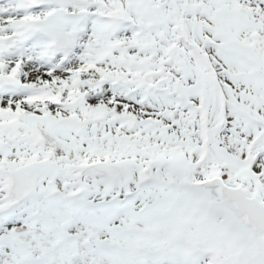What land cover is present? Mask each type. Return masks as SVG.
I'll return each mask as SVG.
<instances>
[{
	"label": "snow or ice",
	"instance_id": "obj_1",
	"mask_svg": "<svg viewBox=\"0 0 264 264\" xmlns=\"http://www.w3.org/2000/svg\"><path fill=\"white\" fill-rule=\"evenodd\" d=\"M0 264H264V0H0Z\"/></svg>",
	"mask_w": 264,
	"mask_h": 264
}]
</instances>
